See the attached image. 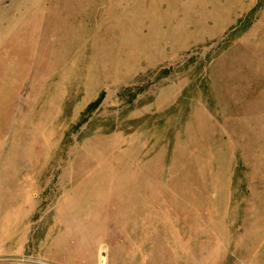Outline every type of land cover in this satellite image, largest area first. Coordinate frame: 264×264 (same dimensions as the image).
I'll list each match as a JSON object with an SVG mask.
<instances>
[{"label":"rangeland","instance_id":"374dc122","mask_svg":"<svg viewBox=\"0 0 264 264\" xmlns=\"http://www.w3.org/2000/svg\"><path fill=\"white\" fill-rule=\"evenodd\" d=\"M26 207H109L111 232L127 207L186 230L190 207H264V0H0V264H58L41 225L10 238Z\"/></svg>","mask_w":264,"mask_h":264},{"label":"crops","instance_id":"0c3cea01","mask_svg":"<svg viewBox=\"0 0 264 264\" xmlns=\"http://www.w3.org/2000/svg\"><path fill=\"white\" fill-rule=\"evenodd\" d=\"M32 81V76L23 80L24 89L27 93L29 89L32 92L30 97L20 95L26 101L23 109L29 111L27 114H34L35 110L41 114V92L36 91L41 88V83L33 84ZM157 208L142 207L138 212L137 208L127 207L126 211H121L122 215L119 214L121 221L119 218L116 220V232L110 231L109 207H26L25 216L7 214L4 227L13 239L15 229L41 225V257L51 263H54L53 259L58 264H103L102 247L105 242L97 248L91 244L95 228H101V238H110L106 240L113 244V249L109 246V253H117V259L121 261L118 264H131L132 261V264H223L233 260L235 247L243 249L242 259L247 262L264 264V207L260 210L254 207H221L210 214H207V207H190L194 219L187 230L180 225V220L175 228L159 221ZM99 211L102 213L100 220L94 217V213ZM183 217L185 224L188 216L184 213ZM20 232L21 236L29 239V230ZM20 232L18 230L17 235ZM159 236L165 237L166 241L157 251ZM77 237L84 244L80 252L87 244L92 245L90 255L83 257L77 248L71 249L70 242ZM58 244L60 253H55Z\"/></svg>","mask_w":264,"mask_h":264}]
</instances>
